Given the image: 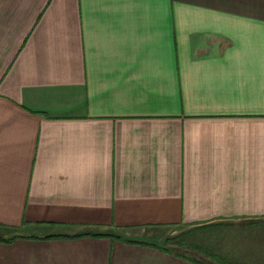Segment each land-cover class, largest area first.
I'll return each instance as SVG.
<instances>
[{"label": "crops", "instance_id": "0c3cea01", "mask_svg": "<svg viewBox=\"0 0 264 264\" xmlns=\"http://www.w3.org/2000/svg\"><path fill=\"white\" fill-rule=\"evenodd\" d=\"M263 219L264 0H0V264H193L164 235Z\"/></svg>", "mask_w": 264, "mask_h": 264}, {"label": "rangeland", "instance_id": "374dc122", "mask_svg": "<svg viewBox=\"0 0 264 264\" xmlns=\"http://www.w3.org/2000/svg\"><path fill=\"white\" fill-rule=\"evenodd\" d=\"M244 223L246 222L241 224ZM216 227L209 230L204 228L201 230L178 229L176 233L170 231L160 240L162 241L161 247L170 249L174 254L187 255L193 264H240L239 261L235 263L237 260L234 259H230V262L227 260L229 258L227 248L232 250L233 245L240 244L241 249L235 248L233 251L238 254L245 253L249 238L241 232L242 228H246L247 233L254 237V247L264 245V219L253 222V224H244L242 228L233 225H217ZM262 264H264V259Z\"/></svg>", "mask_w": 264, "mask_h": 264}, {"label": "trees", "instance_id": "16d2710c", "mask_svg": "<svg viewBox=\"0 0 264 264\" xmlns=\"http://www.w3.org/2000/svg\"><path fill=\"white\" fill-rule=\"evenodd\" d=\"M217 225H212V226H210V227H216ZM85 234H88V235H93V236H96V237H112V238H120L119 236H115V235H112V234H110V233H101V234H94V233H92L91 231H87ZM64 236V235H63ZM64 237H68V236H64ZM15 239V237H13V238H11V239H9V241L10 240H14ZM162 250L163 251H171L170 249H167V248H162ZM172 252V251H171Z\"/></svg>", "mask_w": 264, "mask_h": 264}]
</instances>
